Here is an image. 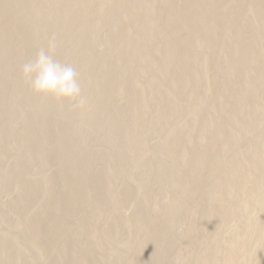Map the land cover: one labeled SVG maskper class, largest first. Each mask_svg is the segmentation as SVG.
Instances as JSON below:
<instances>
[{
  "label": "rangeland",
  "instance_id": "obj_1",
  "mask_svg": "<svg viewBox=\"0 0 264 264\" xmlns=\"http://www.w3.org/2000/svg\"><path fill=\"white\" fill-rule=\"evenodd\" d=\"M13 1L0 0V4L13 5L9 9L4 4L0 12V264H263L264 182L261 184L260 178L255 179L253 172L241 169L244 167L236 169L237 174L229 172L227 169L231 168L227 167L237 163L234 161L239 157L240 162L241 157L242 161L250 158L253 144L264 140V125L257 127V131L239 130L245 127L246 118L238 112V119L234 117L232 123L229 119V128L226 126L230 130L240 125L236 132L234 129L229 132L223 126L226 134L234 133L231 137L225 138V133L219 138L210 137L204 127L209 120L218 127L222 123L219 121H223L227 113H233L234 107L237 112L250 104L255 111L261 108L264 111V89L256 82L261 77L255 75L260 72L258 67L264 72V7L259 13L249 10L253 3L261 0ZM208 6L216 8L212 15L214 23L210 26L203 23L207 28L200 26L201 22L199 25L194 21L199 26L195 25L193 19L203 17ZM182 10L188 11L184 14ZM181 12L184 16L190 12L189 19L185 16L188 22L184 17V21L181 20ZM229 13L238 21L229 18ZM117 17L123 18L122 24L120 19L117 22L119 26ZM208 19L211 23V17ZM181 21L187 22L186 26ZM221 21L227 23L224 25ZM190 22L193 25L189 30L181 29ZM217 25L219 28L224 25L226 29L221 30ZM215 27L221 32L219 37L216 36L219 33L215 35ZM117 29L122 32L117 34ZM176 31L181 33L177 34L181 42L175 39L178 45L174 40L171 42V38H176ZM53 34L58 39L56 58L77 70L78 82L91 105L86 113L71 111L67 104L61 107L51 98L36 96L21 76L22 65L34 59ZM212 36L220 39L213 40ZM167 37L171 45L168 39L165 41ZM208 38L215 43H206ZM184 43L190 44H185L191 47L188 54L183 51L186 47L182 49ZM207 44H212V48ZM164 46L172 51L181 47L179 51L184 55L173 59L172 51L167 50L171 57L167 59L166 48L162 51ZM246 49L254 53L241 67L238 60ZM186 55L188 59L183 60ZM164 56L174 64L168 63ZM188 60L189 65L185 64ZM184 64L185 68L181 66ZM179 66L182 71L187 68L183 71L184 77L177 72L181 71ZM175 72L177 75L172 76ZM236 75L239 78L236 79ZM261 76L263 80L264 74ZM103 91L106 94L103 95ZM229 91L238 94L229 96ZM105 105L110 106V110ZM99 110L101 114L106 113L99 117L100 112L96 114ZM259 117H254L256 122L262 120ZM209 123L208 127L212 125ZM221 138L225 144L231 143L223 146ZM170 145L175 149L178 146L174 154H167ZM228 145L232 146V152H224V155L219 148L225 149ZM117 148L120 152H116ZM202 148L207 152L217 150L218 153H212L215 159L220 152L223 154H219L221 157L212 168L208 167V162H203L206 165L194 163L198 162ZM117 153L122 165L114 163L118 162ZM69 155L74 157L71 165L76 164L73 165L76 169L77 160L82 159L79 163L91 160V164H78V169L82 164L83 167L89 164L86 166L90 167L89 171L85 167L87 174H96L100 180L103 177L97 182L99 185L94 182V188L93 185L89 188L91 192L81 191L83 182L80 181L84 176L81 180V177L64 175L68 172ZM155 163L157 168L164 169L159 172L153 168L155 172L151 169ZM229 163L232 165L226 166ZM108 164L115 168V173L110 165L108 169ZM218 168H224L234 177L223 169H219L215 177L210 169ZM61 174L66 177L61 178ZM66 178L77 181L73 180L72 185ZM62 179L71 186H66ZM216 179L230 183L214 185L219 181ZM256 181L258 186L254 184ZM72 187L83 193L84 196L77 195L79 200L83 198L80 202L75 200L76 190L70 193ZM160 193L163 200L157 197ZM68 197L75 200L73 204H83L69 209ZM54 199L55 202L64 199L65 204L58 203L63 208L56 206L54 211ZM162 201L169 204L168 210L162 208L169 211V215L155 209L154 205ZM45 211L50 215L47 218ZM133 215L140 217L139 220L133 219ZM35 220L39 221L38 228L52 234L45 237L46 230H41L48 241H44L40 229L37 231L36 225H32L37 223ZM31 226L36 228V235ZM156 227L160 229L155 230L157 242L141 257L150 236L154 238Z\"/></svg>",
  "mask_w": 264,
  "mask_h": 264
},
{
  "label": "bare ground",
  "instance_id": "obj_2",
  "mask_svg": "<svg viewBox=\"0 0 264 264\" xmlns=\"http://www.w3.org/2000/svg\"><path fill=\"white\" fill-rule=\"evenodd\" d=\"M12 1H13V0H12ZM187 1H190V0H187ZM196 1H197V0H195V2H196ZM9 2H10V1H9ZM9 2H5V3H6V4L8 3V5H9ZM13 2H15V1H13ZM193 2H194V1H193ZM195 2H194V3H195ZM5 3H4V4H5ZM187 3H188V2H187ZM187 3H184V5L187 4ZM194 3L191 2L192 5H193ZM1 4H2V3H1ZM1 4H0V5H1ZM4 4H2V7H0V12L4 10V9H3ZM6 4H5V7L7 6L9 9H10V7H11V9L13 8V7H12L13 5H12V6H8V5H6ZM10 4H11V3H10ZM12 4H13V3H12ZM189 4H190V2H189ZM210 6H211V5H210ZM210 6H208V7H210ZM5 7H4V8H5ZM14 7H15V6H14ZM263 7H264V1L261 0V1H258V2L253 3V5H251V6L249 7V10L252 11V12H254V13H259L260 10H261V12L264 10ZM1 8H2L3 10H1ZM6 9H7V8H6ZM186 9H187V8H186ZM215 9H216V8H215ZM215 9H214L213 7H212V8L210 7L209 9H208V8H207V9L205 8L204 10H206V11H203V13H206V14H205L206 16H207V13H208L207 18H205V17H206L205 15H204L205 17H204V16H203V17L201 16L200 18L196 17V20H197V18H198L199 21H196L195 18H194V19H193V23H195V22H198V23L201 22L202 24L199 23V25L201 24L200 26H204L203 23H204V24H208L209 26L212 25V23H214V22H213L214 20H213V16H212V15L215 13ZM262 9H263V10H262ZM7 10H8V9H7ZM183 10H185V9H183ZM183 10H182V12L184 13L185 11H183ZM188 10H189V9H188ZM188 10H187V11H188ZM10 11H11V10H10ZM187 11H186V12H187ZM4 12H5V11H4ZM4 12H3V13H4ZM182 12H181V14H182ZM186 12H185V13H186ZM16 13H17V12L15 11V14H16ZM185 13H184V14H185ZM188 13H189L188 16L190 17V12H188ZM231 13H232V12H231ZM231 13H229V14H230L229 18L231 17ZM233 13H235V14L237 15L236 12H233ZM233 13H232V14H233ZM1 14H2V13H0V15H1ZM15 14H14V15H15ZM179 14H180V13H179ZM229 14H228V15H229ZM235 14H233V15L235 16ZM186 15H187V14H186ZM186 15H185V16H186ZM202 15H203V14H202ZM210 15H211V16H210ZM216 15H217V13H216ZM228 15H227V16H228ZM233 15H232V16H233ZM16 16H17V14H16ZM120 16H121V15H120ZM185 16L182 14V15H181V17H182L181 20L183 19V17L185 18ZM188 16H186V18L189 19ZM234 16H233V17H234ZM121 17H124V16H121ZM210 17H211V19H212L211 23H210V19H208V18H210ZM225 17H226V16H225ZM117 18H118V19H116V24H118L117 22L119 21L120 17H117ZM176 18H177V17H176ZM186 18H185V19H186ZM192 18H193V17H192ZM214 18H215V17H214ZM231 18H232V17H231ZM122 19H123V18H122ZM122 19H120L121 24H122V21H121ZM188 19H186L187 22L189 21ZM225 19H226V18H224L223 20H225ZM235 19H236V21H238V20H237V17H235L234 20H235ZM157 20H158V19H157ZM159 20H160V18H159ZM186 20H185V21H186ZM226 20H228V22H229V19H228V18H227ZM232 20H233V18H232ZM232 20H230V22H231ZM234 20H233V21H234ZM125 21H126V20H125ZM125 21H124V22H125ZM154 21H156V20H154ZM166 21H167V20H166ZM183 21H184V19H183ZM190 21H191V19H190ZM194 21H195V22H194ZM236 21H235V22H236ZM171 22H172V21H171ZM171 22H170V23H171ZM187 22H185V24H186ZM191 22H192V21H191ZM191 22H190V23H191ZM221 22H222V21H221ZM223 22H224V23H223ZM223 22H222V23H223L224 25L227 23L226 21H223ZM125 23H126V22H125ZM125 23H124V24H125ZM183 23H184V22L181 21V24H182L183 26H186V25L183 24ZM190 23H189V26H187L188 28H187V27H186V28H185V27H182L181 29L184 28L185 30H187V29L189 30V27H191V26L193 25L192 23H191V24H190ZM198 23H195V25H198ZM121 24L119 23L118 26L121 25ZM172 24H173V23H172ZM174 24H175V23H174ZM179 24H180V23H179ZM228 24H229V23H228ZM228 24H227V26H228ZM190 25H191V26H190ZM199 25H198V26H199ZM218 25H219V24H218ZM218 25H217V26H218ZM224 25H223V26L221 25V27H220L221 30L223 29L222 27H224ZM118 26H117V27H118ZM205 26H206V28H207V25H205ZM205 26H204V27H205ZM217 26H216V27H217ZM120 27H121V26H120ZM120 27H119V28H120ZM204 27H202V28L204 29ZM216 27H215V28H216ZM225 27H226V26H225ZM225 27H224V28H225ZM119 28H118V29H119ZM165 28H166V27H165ZM165 28H164V29H165ZM218 28H219V26H218ZM218 28H216V33H215V35H216L217 33H219L218 35H216V36L219 37V35H220L221 32H220V30H219V32L217 31ZM220 28H219V29H220ZM118 29H117V32H118ZM122 29H123V25H122ZM161 29H162V28H161ZM184 29H183V30H184ZM190 29H191V28H190ZM225 29H226V28H225ZM225 29H224L222 32L225 33V31H226ZM120 30H121V29H120ZM120 30H119V32H122V31H120ZM165 30H166V29H165ZM194 30H195V28H194ZM162 31H163V30H162ZM173 31H174V30H173ZM180 31H181V30H180ZM191 31H192V30H191ZM214 31H215V29H214ZM119 32H118L117 34H119ZM176 32H177V31H176ZM163 33H164V32H163ZM165 33H166V32H165ZM178 33H179V32L175 33L176 35H174V36H176V38H173V39L171 38V42H172L173 40L175 41V42L173 41L174 44L177 43L176 40L178 41V39L180 38V37L177 36ZM213 33H214V32H213ZM213 33H212V34H213ZM224 33H223V34H224ZM160 34H161V33H160ZM167 34H168V33H167ZM179 34H181V33H179ZM212 34H211V35H212ZM223 34H221V35H223ZM165 35H166V34H165ZM171 35H172V37H173V34H171ZM171 35H170V37H171ZM118 36H119V35H118ZM165 37H166V36H165ZM177 37H178V38H177ZM212 37L215 38V36H212ZM212 37H210V38H212ZM220 37H221V36H220ZM0 38H1V37H0ZM216 38H217V37H216ZM216 38L213 39V40H216ZM1 39H2V38H1ZM1 39H0V42H1ZM167 39H168V41H169L170 38L167 37V38L165 39V41H166ZM175 39H176V40H175ZM208 39H209V38H208ZM217 39H220V38H217ZM213 40L211 39V41H213ZM168 41H167V42H168ZM206 41H207V40H206ZM211 41H210V39H209V41H207L206 43H210ZM180 42H181V41H180V39H179V43H180ZM184 42H185V41H184ZM234 42H236L237 44H242V43H240V41H237V40H235ZM165 43H166V42H165ZM169 43H170V41H169ZM169 43H168V44H169ZM211 43H215V41H213V42H211ZM216 43H217V42H216ZM166 44H167V43H166ZM166 44H165V45H166ZM171 44H172V43H170L169 45H171ZM185 44H186V43L183 44L184 46H182V49H184V47L190 45V44H186V46H185ZM169 45H168V48H169ZM176 45H178V43H177ZM207 45H209L208 47L212 48V47H211L212 44H207ZM215 45H216V44H215ZM166 46H167V45H166ZM166 46H164V48H162V49H163L162 51L165 50ZM213 46H214V45H213ZM186 48H187V47H186ZM186 48H185V50H183V51L187 53L191 47L189 46V47H188L189 49L187 48L188 50H187ZM246 48H247V47H246ZM248 48H254V47H253V46H252V47H251V46H248ZM173 49H174V48H173ZM133 50H134V49H133ZM135 50H137L136 47H135ZM167 50H168V49L166 48V51H167ZM169 50L172 51L171 48H170ZM169 50H168V51H169ZM177 50H178V49H177ZM177 50H173L174 52H173V51L171 52V55H170V56L174 55V56H173V57H174L173 59H175V57H176V58H177V57L180 58V57H182V55H184L183 52H180V51H179V50H181V47H180V49L178 50L181 54L178 53ZM166 51H165V52H166ZM168 51H167V52H168ZM133 52H134V51H133ZM136 52H137V51H136ZM165 52H163V54H165ZM174 53H175V54H174ZM182 53H183V54H182ZM226 53H227V52H226ZM229 53H231V52H228L227 54L229 55ZM252 53H254V52H252L251 49H246V51H244V53L242 54V56L239 58V60H238V64L242 65L241 67H243V65L245 66V65L248 63L247 59H248V60L250 59V58H248V57H251L250 55H252ZM187 54H188V53H187ZM167 55H168V57H166ZM166 56H164V58L166 57L167 59H169V57H170V56H169V52L166 54ZM183 57H185V58H183V60H185V59L187 60V59H188L187 55H186V56H183ZM166 58H165V59H166ZM179 58H178V59H179ZM167 59H166V60H167ZM170 59H171V57H170ZM178 59H177V60H178ZM180 60H181V59H179V61H180ZM183 60H182L181 62H183ZM129 61H130V60H129ZM167 61H169V60H167ZM167 61L164 60L165 65L167 66V69H168V66H169V69H170L171 66H170V65H167ZM170 61H171V65H173L174 62L172 63V60H170ZM170 61H169L168 63H170ZM173 61L176 62V60H173ZM179 61H178V64L176 63L177 65H180V64H181V62H180V64H179ZM183 63H184V62H183ZM185 64L189 65V64H190V61L188 60V63L185 62ZM185 64H184V65H181V66H183V68H185ZM177 65H176V66L174 65V66L177 68ZM187 65H186V67H187ZM238 66H239V65H238ZM172 67H173V66H172ZM179 67H180V66H179ZM179 67H178V68H179ZM239 67H240V66H239ZM261 67H262V66H261ZM261 67H260V68H261ZM183 68H182V69H183ZM187 68H189V67H187ZM187 68H186V69H187ZM164 69H166V67H164ZM174 69H175V68H174ZM182 69H181V67H180V70H181V71H182ZM186 69H185V70H186ZM229 69H230V68H229ZM176 70H177V69H176ZM176 70H175V71H176ZM178 70H179V69H178ZM178 70H177V72H178V74L180 73L179 75L186 74V73H184V72H186L185 70H183L184 72L182 71L183 73H181V71H178ZM230 70H231V69H230ZM257 70L260 71V72L257 71L258 73H260V75H259L258 73H257V74L254 73V74L257 75V76H260L261 79H260L259 77L255 76V75H253L252 77H253V78L256 77L255 79L259 78V81H258V79H257V81H256V80H255V81L258 82V83H260L261 86H263V87H261V88L264 89V79L262 80V76H261L262 73L264 74V72H263V68H262V71H261V69L259 70V67L257 68ZM173 71H174V70H173ZM173 71H172V72H173ZM231 71H233V70H231ZM231 71H230V72H231ZM255 71H256V70H255ZM187 72H188V71H187ZM230 72L228 71L227 73H230ZM237 72H239V71H237ZM175 73H176V72H175ZM231 73H232V72H231ZM234 73H235V74H238V73H236V72H234ZM234 73H232V74H234ZM169 74H170V73H169ZM171 74H172V73H171ZM235 74H234V75H235ZM239 74H241V73L239 72ZM176 75H177V73H176L175 75H174V73L172 74V76H176ZM179 75H178V76H179ZM184 76H185V75H183V77H184ZM229 76H230V75H229ZM237 76H238V75L235 76L236 79H237ZM179 77H182V76H179ZM242 77H243V74H242ZM187 78H188V77H187V75H186V81L189 80V78H188V80H187ZM232 78H234V77L232 76ZM238 78H239V76H238ZM240 78H241V76H240ZM184 79H185V78H183V80H184ZM252 80H253V79H252ZM261 80H262V81H261ZM253 81H254V80H253ZM260 81H261V82H260ZM110 82H111V81H110ZM108 83H109V82H108ZM109 85H110V83H109ZM259 86H260V85H259ZM107 87H109V86H107ZM107 87H106V88H107ZM107 89H108V88H107ZM107 89H106V90H107ZM263 89H262V91H263ZM230 91H232V89H231ZM230 91H229V93H231ZM104 92H105V91H103V95H104ZM107 92H108V90H107ZM235 92H236V91H235ZM232 93H233V92H232ZM232 93H231L229 96H235L236 94H238V93H236V94H235V93L232 94ZM105 94H106V92H105ZM234 94H235V95H234ZM262 94L264 95V92H263ZM262 94H261V95H262ZM261 95H260V96H261ZM263 95H262V96H263ZM263 97H264V96H263ZM257 98H258V97H257ZM240 99H241V98H240ZM261 99H262V98H261ZM235 100H236V99H235ZM258 100H259V99H258ZM240 101H242V100H240ZM250 101H251V100H250ZM243 102H244V101H243ZM245 102H246V104L248 103L247 101H245ZM253 102H255V101H253ZM253 102H252V103H253ZM252 103H251V106H254L255 104L253 103V104H254V105H253ZM108 104H109V103H108ZM108 104H107V106H108ZM236 104H237V103H236ZM244 104H245V103L242 104L243 107H244ZM246 104H245V105H246ZM110 105H111V104H110ZM105 106H106V105H105ZM107 106H106V107H107ZM109 107H110V106H109ZM109 107H107V108L109 109ZM243 107H242V108H243ZM254 107H255V106H254ZM103 108H104V107H103ZM103 108H102V109H103ZM234 108H235V107H234ZM234 108L231 109V112L233 111V113H230V112H229L230 114L228 115V113L226 112V113H227L226 117L224 116L225 113H224V115L222 114V115L224 116L223 121H219V120H218L219 122H222V123H220V124L218 125V124H216V122H215V124L218 125V127H216L215 125H213L214 122H213V124H212L210 120H209L210 123H209V122H208V123H209V124H212V125L208 127V126H207L208 123H207V124H204V123H203V122H204V119H205V121H206V120L208 121V119H206V118L202 119V123L204 124L205 131H206V132L203 130V129H204V128L202 127L203 125L201 126L203 129H202V128H201V129H202L206 134H207V132H208L209 135H210V137H211V136L214 137V138L222 137V136L224 135V133H225L227 127L229 126V124L227 123V121H228L229 119H230V120L232 119V120L230 121V122L232 123V121H234L233 118L236 117V116H238V112H240V113L242 112V115H243L242 117H243V118H244V117L246 118V120H244L245 118H244L243 120L246 121V123H245V122H244L245 124L243 123V125H245V127H244L243 125H241V126H243L241 129L239 128L240 125L238 124L239 126L237 127V129L239 128V130H242V129L244 130L245 128H247V129H253V130H254V129H256L257 127L262 128L261 126L264 125V111H261L263 108H261V110L258 109V111H255V109H253V108L250 107V104H249V106L246 105V108H244L245 110L240 108V109H237V112H235L236 109L233 110ZM102 109H101V110H102ZM104 109H105V108H104ZM104 109H103V110H104ZM108 109L106 110L107 112L110 110V109H109V110H108ZM252 109H253V110H252ZM239 110H244V111H239ZM106 111H103V114L106 113ZM228 111H229V110H228ZM99 112H100V115H99ZM101 113H102V112L99 110V111H97L96 114L99 115V117H100L101 115H103V114H101ZM239 115H240V114H239ZM240 116H241V115H240ZM256 116H257V118H258V116H260L259 118H262V120L259 119L260 122H256V121H255V120L257 119ZM204 117H206V116H204ZM221 117H222V116H221ZM242 117H240V118L242 119ZM254 117H255L256 119H255ZM236 118H237V117H236ZM240 118H239V119H240ZM100 119H101V118H100ZM100 119H99V122L101 123V120H100ZM218 119H221V118L218 117ZM234 119H235V118H234ZM237 119H238V118H237ZM237 119H236V122H238ZM214 120H215V119H214ZM221 120H222V119H221ZM243 120H242V122H243ZM215 121H217V120H215ZM218 121H217V122H218ZM257 121H258V120H257ZM219 122H218V123H219ZM225 122H226V123H225ZM240 122H241V120H240ZM100 123H99V124H100ZM205 123H206V122H205ZM238 123H239V122H238ZM199 124H200V123H199ZM205 125H206V126H205ZM224 125H225L224 128H226L225 131L223 130V129H224V128H223ZM227 125H228V126H227ZM230 125H231V124H230ZM233 125H234V124H233ZM226 126H227V127H226ZM219 127H220L221 129H219ZM234 127H235V125H234ZM228 128H229V127H228ZM231 128H232V127H231ZM260 128H259V129H260ZM263 128H264V127H263ZM233 129H234L235 132L237 131V129H235V128H233ZM233 129H230V130L233 131ZM202 130H200V132H202ZM227 130H228V129H227ZM230 130H228V131L230 132ZM249 131H250V130H249ZM256 131H257V129H256ZM204 132H203V133H204ZM238 132L240 133V131H238ZM238 132H237V133H238ZM242 132H243V131H242ZM250 132H251V131H250ZM253 132H254V131H253ZM243 133H245V132H243ZM247 133H248V131H247ZM198 134H199V136H200L201 133H198ZM233 134H234V133H231L230 135H233ZM240 134H241V133H240ZM240 134H239V135H240ZM225 135H226V136H225ZM225 135H224V137L227 138V137H228L227 135H229V134H226V133H225ZM230 135H229V136H230ZM239 135L236 134V136H239ZM207 136H208V135H207ZM210 137H209V138H210ZM224 137H223V138H224ZM230 137H231V136H230ZM232 137H233V136H232ZM196 138H198V136H197ZM225 138H224V139H225ZM221 139H222V138H221ZM224 139H222L223 142H224ZM211 140H214V139L212 138ZM211 140L209 139V142H210ZM215 140H216V139H215ZM217 140H219V139H217ZM222 140H220V141H222ZM225 141H226V139H225ZM260 141H261V140H260ZM263 141H264V140L262 139L261 142H258V143L256 142L255 144H253V142H252L251 144H253V147H254V148H253L252 146H250V147H252V148L254 149V152H252V153H253L252 155L250 154L251 156H250V155L248 156V157H250V158L247 159V160H246V158H244L245 161H244V159H243V161H242V158H243V157H241V162L239 161L240 157H239V159L237 158L238 161H234V162H237V163H234V165H232V164H233V163H232L233 161L231 162L232 164H231V163L226 164V166L232 165V167H230V166L227 167V168H231V169H227V170H228L229 172L233 173L234 171H236V169L239 170V168L244 167V168H241V169L248 170V171H250V173L253 172V177H255V179L260 178L261 181H260V180H258V181H260V183L262 182L261 184H263V182H264V142H263ZM209 142H208V143H209ZM218 142H219V141H218ZM210 143L213 144V141L210 142ZM227 143L229 144V143H231V142H228V141H227ZM227 143L225 144V142H224V145H223V144H222V145L225 146V145H227ZM211 144H207V145H208V146H209V145L212 146ZM118 145H119V144H118ZM173 145H177V144L174 143ZM173 145H172V146L170 145L171 147L169 146V147H170L169 149H168V147H167V149L169 150V151L167 152V154H168V153L170 154V153H172L173 151H174V153H175V150L178 149V146H176L177 149H175V146H173ZM207 145H206L205 147H206V148H209L210 146L208 147ZM228 146H230V145H228ZM228 146H227L225 149H222L221 147H220L219 149L221 150V152H222V150H223L222 153L224 154V152L227 153L228 151H231L232 146H230V147H228ZM117 147H118V146H117ZM121 147H122V146H121ZM206 148H205V149L202 148L203 150L201 149L202 151H205V152H202V151H201V152H200L201 154L198 152V153L200 154V155L198 154V155H199V156H198L199 158H198V160H197L198 162L195 161L197 158L194 160L195 162H194V161H193V162H194L195 164H196V163H197V164H198V163L201 164L200 162H202V163H203V162H205V163L208 162V163H207V164H208V167L210 166V167L212 168V166L215 164V163H214L215 160H217L218 157H221V156L219 155V154H221V152L218 150L220 153H219L218 155L216 154L218 157H216V159H215V158L213 157V154H212V153H215L217 150H215V152H214V151H213L214 148H213V149H210L211 152H209L210 150L208 149V150H209V151H208L209 154H210V153L212 154V156H211V155H208V152H207V149H206ZM210 148H212V147H210ZM223 148H224V147H223ZM252 148H251V149H252ZM119 149H120V147H119ZM122 149L124 150V147H123ZM117 151H119L118 148H117L116 152H117ZM121 151H122V150H121ZM199 151H200V150H199ZM212 151H213V152H212ZM119 152H120V151H119ZM119 152H118V153H119ZM123 152H124V151H122V154H123ZM231 152H232V151H231ZM231 152H229V153H230V154H233V153H231ZM118 153H117V154H118ZM174 153H172V154H174ZM216 153H218V152H216ZM229 153H228V155H229ZM122 154L120 153V155H122ZM223 154H221V155H223ZM216 155H214V156H216ZM224 155H226V154H224ZM69 156H70V155H69ZM118 156H119V154L116 155V159L118 158ZM122 156H123V155H122ZM170 156H172V155H170ZM170 156L168 155V157H170ZM209 156H210V158H211V160L209 159L210 161L208 160ZM70 157H71V156H70ZM113 157H115V155H114ZM212 157H213V158H212ZM234 157H235V156H233V158H234ZM73 158H74V157H71V158L69 159V160H70V161H69L70 164L68 163L69 166H68V165L66 166V167H68V172L65 171V169H64V171L67 172V173L64 172L65 174H64V173H63V174L66 175V176H69V175H70V178H77V177L79 178V177H81V178H80L81 180H82V176H84V177H83V178H84V179H83L84 181H83V180L80 181L81 183L83 182V183H82L83 185H82V186L80 185V186H81L80 188L83 187V189H82L81 191L85 190V191H83V193H85L87 190L89 191V188H90L92 185H93L92 187L94 188L95 183L98 184L97 182H99V181L101 182V180L103 179V177H101V174H100V177L102 178V179L100 180V179H98V175L96 176L95 173H94L95 175H90L89 172H88V174L90 175V176H89V175L87 174V171H86L87 169H88V171H89V168H90V167H89V168L86 167V166H89V164L85 166L87 169H86L85 167H83L84 164H82V166H81L82 170H81V168L78 169V167H79V165H80L81 163H85V164L90 163V164H91V163H92L91 160H90V162L85 160V161H83V162H81V163H79V162H80L82 159H81L80 161L77 160L76 163H78L79 165L77 164L78 167H77V169H76V167H75L76 164H73V165H75V166L71 165V164L73 163L72 161L74 160ZM75 158H77V157H75ZM78 158H80V157H78ZM78 158H77V159H78ZM120 158H121V157H120ZM120 158H119V159H120ZM123 158H125V156H123ZM123 158H122V159H123ZM71 159H73V160L71 161ZM91 159H92V158H91ZM119 159H117L118 162H116V161L114 160V161H115L114 163H118V164H119V163L122 161V160L120 161ZM125 159H126V158H125ZM235 159H236V158H235ZM235 159H234V160H235ZM237 159H236V160H237ZM87 160H88V159H87ZM110 160H112V158H111ZM232 160H233V159H232ZM75 161H76V159H75ZM119 161H120V162H119ZM67 162H68V161H67ZM86 162H87V163H86ZM123 162H124V161H123ZM123 162H122V163H123ZM74 163H75V162H74ZM110 163H111V162H110ZM114 163H111V164L113 165ZM152 163H154V162H152ZM194 163H192V164H194ZM216 163H217V162H216ZM65 164H66V163H65ZM111 164H108V169H109V165H110V168H111V166H112ZM118 164H117V166H118V168H120L121 166H119ZM148 164H151V162L148 163ZM158 164H159V163H158ZM158 164H157V165H158ZM70 165H71L72 167H71ZM115 165H116V164H114V166H115ZM120 165H122V164L120 163ZM123 165H125V164H123ZM152 165H153V164H152ZM160 165H161V164H159L158 166H160ZM203 165H206V164L203 163ZM215 165H216V164H215ZM224 165H225V164H224ZM224 165H222V167L225 168L226 166H224ZM147 166H149V165H147ZM150 166H151V165H150ZM154 166H155V167H154ZM162 166H163V165H162ZM66 167H65V168H66ZM70 167H71V168H70ZM74 167H75V168H74ZM210 167H209V168H210ZM215 167H216V166H215ZM215 167H213V168H215ZM219 167H220V166H219ZM145 168H146V166H145ZM153 168H154V169L157 168L156 163H155V165H153V167H151V169H153ZM161 168L164 169L163 167H161ZM161 168H157V169L159 170V169H161ZM224 168H222L223 170H222L221 168H218V170L221 169L222 171H224ZM84 169H85V170H84ZM113 169H115V168L112 167L111 170H113ZM116 169H117V168H116ZM122 169H123V168H122ZM122 169H121V170H122ZM124 169H125V168H124ZM148 169H149V168H148ZM154 169H153V170H154ZM165 169H166V168H165ZM66 170H67V169H66ZM169 170H170V169H169ZM210 170H211V173H212L215 177H218V175H219V173H220V170H219V171L216 170V169H210ZM83 171L86 172L87 176L84 175L85 173H84ZM124 171H125V170H124ZM124 171H123V172H124ZM154 171L156 172V170H154ZM154 171H153L152 173H154V175H155V172H154ZM160 171H161V170H159V172H160ZM163 171H164V170H163ZM228 171L225 170L224 172L228 173ZM82 172H83V173H82ZM112 172L115 173L116 171L113 170ZM117 172H118V170H117ZM120 172H121V171H120ZM150 172H151V170H150ZM150 172H149V173H150ZM146 173H147V171H146ZM149 173H148V174H149ZM157 173H158V172H157ZM157 173H156V175H157ZM226 173H225V174H226ZM231 173H228L229 176H230V175H233V174H231ZM63 174L60 175L61 178H62V177H63V178L66 177V176H64ZM91 174H92V173H91ZM119 174H120V173H119ZM159 174H160V173H158V175H159ZM236 174H237V171H236ZM62 175H63V176H62ZM150 175H151V174H150ZM152 175H153V174H152ZM184 175H185V174H184ZM184 175H183V177H184ZM100 177H99V178H100ZM150 177H151V176H150ZM150 177H149V178H150ZM153 177H154V176H153ZM153 177H152V178H153ZM183 177H182V178H183ZM233 177H234V175H233ZM70 178H66V180H67V179L70 180ZM146 178H147V176H146ZM149 178H148V179H149ZM230 178H232V177H230ZM57 179L59 180V182H61V179H59V178H57ZM180 179H181V178H180ZM183 179H184V178H183ZM183 179H182V180H183ZM253 179H254V178H253ZM253 179H252V181H253ZM62 180H63V179H62ZM66 180H65V179L63 180V181H64V184H65ZM73 180H76V179H73ZM73 180H70V181L72 182V185H73ZM78 180H79V179H78ZM96 180H98V181H96ZM146 180H147V179H146ZM149 180H150V179H149ZM149 180H148V181H149ZM216 180H219V179H216ZM216 180H215V181H216ZM53 181H54V180H53ZM56 181H57V180H56ZM76 181H77V180H76ZM148 181H147V182H148ZM180 181H181V180H180ZM185 181H186V180L184 179V182H185ZM201 181H202V180H201ZM258 181H256V183H254V184H257ZM57 182H58V181H57ZM94 182H95V183H94ZM181 182H183V181H181ZM219 182L221 183V182H223V181H222V180H221V181H220V180H219V181H216L214 185H217V183H218V186H219V185L222 186V183L220 184ZM225 182H226V183H224V182H223V183H224V184H227V182H229V180H227V181H225ZM253 182H254V181H253ZM54 183H56V182H54ZM61 183H63V182H61ZM61 183H60V184H61ZM229 183H230V182H229ZM229 183H228V184H229ZM260 183H259V185H260ZM64 184H63V185H64ZM67 184H68V183H67ZM75 184H76V182H75ZM146 184H148V183H146ZM56 185H57V184H56ZM56 185H55V186H56ZM65 185H66V184H65ZM69 185L71 186V184H68V185H66V186H69ZM98 185H99V184H98ZM50 186H51V185H50ZM66 186H64V188H66ZM78 186H79V183H78ZM225 186H226V185H225ZM227 186H228V185H227ZM257 186H258V184H257ZM263 186H264V185H263ZM53 187H54V185H53ZM92 187H91V188H92ZM214 187H215V186H214ZM216 187H217V186H216ZM223 187H224V185H223ZM49 188H51V187H49ZM54 188H55V187H54ZM54 188H52V189H54ZM67 188L69 189V187H67ZM67 188H66V189H67ZM73 188H74V187H72V189H73ZM84 188H85V189H84ZM95 188H96V187H95ZM97 188H98V186H97ZM220 188H221V187H220ZM52 189H51V190H52ZM77 189L80 190L79 187H78ZM86 189H87V190H86ZM49 190H50V189H49ZM75 190H76V189H73L70 193H72V192L75 191ZM90 190H91V189H90ZM92 190H93V189H92ZM94 190L96 191L97 189H94ZM81 191H80V192H81ZM99 191H100V190H99ZM78 192H79V191H77V190H76V193L74 192V195H75V197H76L75 200H77V199L79 198V197H78L79 195H81V196L83 195V193L81 194V193L79 192L80 194H78ZM89 192H91V191H89ZM57 193H58V192H57ZM57 193H56V194H57ZM59 193H60V192H59ZM96 193H98V192H96ZM85 194H87V193H85ZM71 195H72V194H71ZM74 195L71 196V198L73 197V199H74V198H75ZM77 195H78V196H77ZM160 195H163V194L160 193L159 196L157 195V197H158V198H159V197H162V196H160ZM81 196H80V197H81ZM83 196H84V195H83ZM125 196H127V195H125ZM77 197H78V198H77ZM157 197H155V198H157ZM55 198H56V196H55ZM59 198H60V196H59ZM61 198H62V197H61ZM68 198L71 200L70 197H68ZM68 198H67V200H69ZM158 198H157V200H158ZM163 198H164V197H162V198H160V199L163 200ZM64 199H65V198H64ZM64 199H63V200H64ZM73 199H72V200H73ZM82 199H83V198H82ZM82 199H81V200H82ZM57 200H59L58 197H57ZM57 200H56V202H55V199H54V202H55V203L53 202V204H54V206H55L54 211L57 209L56 206H58V203L61 204L62 201H63V200H62V201H60V202H57ZM72 200H71V201H72ZM75 200L72 201V202L70 201L69 209H71L70 207H71L72 205H76V206H74V208H75V207H80V206H81L80 204H83V203L73 204V203L75 202ZM78 200H79V199H78ZM81 200H79L78 202H80ZM157 200H156V201H157ZM64 201H65V200H64ZM64 201H63V203L65 204L66 201H65V202H64ZM154 201H155V200H154ZM68 202H69V201H68ZM158 202H159V200L157 201V203H158ZM162 202H163V201H162ZM75 203H76V202H75ZM154 203H155V202H154ZM51 204H52V203H51ZM55 204H57V205H55ZM78 204H79L80 206H79ZM160 204H161V205H160ZM66 205H67V203H66ZM66 205H65V206H66ZM77 205H78V206H77ZM61 206H62V205H61ZM154 206H157V208L154 207L155 209H162V208L165 209V208H166V209L168 210V209L170 208V207H169V204H168L166 201L163 202V203H159V205L157 204V205H154ZM58 207H59V208H63V207H60V206H58ZM168 207H169V208H168ZM50 208H53V207L50 206ZM64 208H65V207H64ZM67 208H68V206H67ZM65 209H66V208H65ZM69 209H68V210H69ZM72 209H73V208H72ZM164 209H162L163 212L166 211V210L164 211ZM49 210H50V209H48V211H49ZM141 210H142V209H141ZM141 210H140V211H141ZM162 210H161V211H162ZM51 211L53 212V209H51ZM140 211H139V212H140ZM159 211H160V210H159ZM49 212H50V211H49ZM49 212L46 214V211H45L44 214H46V216H44V217L47 218V215H49ZM141 212H142V211H141ZM141 212L139 213L138 216L141 215ZM166 212H167L168 215H169V211H166ZM50 213H51V212H50ZM136 213H138V212H136ZM42 216H43V215H42ZM49 216H50V215H49ZM135 216H137V214H135ZM135 216L133 215V219L135 218V219L139 220L140 217L136 218ZM142 216H143V215H142ZM142 216H141V220L143 219ZM39 219H42V218H39ZM44 219H45V218H44ZM137 220H136V221H137ZM35 221H37V223L32 224V225H33V226L36 225L35 227L38 228V227L40 226V225H39V226L37 227V225L39 224V223H38L39 221H38V220H35ZM33 223H34V222H33ZM40 224H43V223L41 222ZM41 226H43V225H41ZM31 227H32V226H31ZM157 227L160 228L159 226H157ZM157 227H156V229L154 228V232H155L154 235H153L154 238H152V235L150 236V234H149V236H150L152 239L149 237L150 240H148V242L146 243V244H147V245H145V246H146V249H145V247H144V249H143L144 251H143V253L141 254V257H144V254H146V253L150 250V248L152 247V245L155 244V243L157 242V237L155 238V236H156V231L158 230ZM36 228H33V227H32L33 231H34V229H36ZM32 229H31V230H32ZM39 229H40V228H38V229H36V230L38 231ZM41 230H46V229H45V228H42V229H40V231H39V234L41 235V238H43V240H44V238H45L46 236L48 237V235H52V234H50L49 231L46 230L45 232H47V233H45V234L43 233L44 236H45L46 234H48V233H49V234L46 235L45 237H43V235H42V231H41ZM155 230H156V231H155ZM159 230H160V229H159ZM159 230H158V231H159ZM35 232H36V231H34L33 234H35ZM40 232H41V233H40ZM43 232H44V231H43ZM39 234H37V235H39ZM157 234H158V233H157ZM35 235H36V234H35ZM35 235H34V236H35ZM40 235H39V237H37V236H36V237H37V238H40ZM48 238H49V237H48ZM48 238H47V239L45 238L44 241H48ZM145 250H146V251H145ZM263 264H264V262H263Z\"/></svg>",
  "mask_w": 264,
  "mask_h": 264
},
{
  "label": "clouds",
  "instance_id": "obj_3",
  "mask_svg": "<svg viewBox=\"0 0 264 264\" xmlns=\"http://www.w3.org/2000/svg\"><path fill=\"white\" fill-rule=\"evenodd\" d=\"M57 48L58 39L53 34L35 58L22 65L21 76L36 96L51 98L61 107L67 104L71 111L86 113L91 105L82 92L77 70L56 58Z\"/></svg>",
  "mask_w": 264,
  "mask_h": 264
}]
</instances>
